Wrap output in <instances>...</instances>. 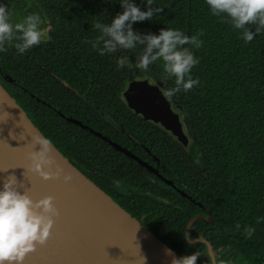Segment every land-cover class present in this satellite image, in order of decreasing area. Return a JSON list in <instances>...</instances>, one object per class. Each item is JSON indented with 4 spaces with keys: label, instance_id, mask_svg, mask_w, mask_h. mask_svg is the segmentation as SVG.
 <instances>
[{
    "label": "trees",
    "instance_id": "16d2710c",
    "mask_svg": "<svg viewBox=\"0 0 264 264\" xmlns=\"http://www.w3.org/2000/svg\"><path fill=\"white\" fill-rule=\"evenodd\" d=\"M29 1L32 8L26 14L38 12L49 22L51 40L24 54L8 45L7 51L0 53L1 65L8 75L42 100L46 85L56 83L58 88H53L50 99L54 104L62 85L52 74L90 93L97 91L98 83H106L105 78L121 80L122 69L117 70L116 59L122 51L101 56L90 43L99 35L93 27L96 22L110 23L123 11L120 0ZM135 2L145 10L141 0ZM19 3L22 8L26 5L24 0ZM153 7L163 10L152 21L133 24L134 30L157 33L164 27L178 28L189 36L202 33L199 39L203 42L199 49H192L199 63L191 75L199 79V84L187 93L175 95L193 139L191 156L200 157L201 165L186 162L180 155H166L167 163L178 173L180 187L211 213L212 222L198 228V232L208 231L211 246L227 247L247 264H264V219L257 223V218L264 217V32L244 43L239 30L211 15L204 0H153ZM254 27L250 26V30ZM123 51L134 60L140 49ZM153 67L165 75L159 63ZM83 77V81H77ZM167 83L174 86L172 79ZM7 90L68 159L79 158L92 167L97 164L105 173L108 162L98 154L100 145H106L104 141L92 135V142L83 141L73 136L75 132L53 127L51 123L59 119L47 113L41 102L15 86L8 85ZM64 91L70 93L68 89ZM101 95L97 94L96 99L105 97V93ZM115 101L121 106L118 99ZM88 125L96 128L95 122ZM158 149L163 152L162 147ZM158 149H154L157 155ZM90 159L92 163L88 164ZM132 165L140 167L135 162ZM95 183L101 185L98 180ZM144 190L152 194H135L126 204L111 197L180 256L190 255L188 249L194 246L188 248L185 232L188 222L202 213L201 208L179 195L166 197L151 188ZM202 223L198 220L196 226ZM246 227L255 229L251 237H247Z\"/></svg>",
    "mask_w": 264,
    "mask_h": 264
},
{
    "label": "water",
    "instance_id": "95a60500",
    "mask_svg": "<svg viewBox=\"0 0 264 264\" xmlns=\"http://www.w3.org/2000/svg\"><path fill=\"white\" fill-rule=\"evenodd\" d=\"M0 74L6 81L43 103L36 94L6 75L1 67ZM161 87H163L162 83L153 79L132 82L124 101L132 110L141 113L146 120L163 132L174 139H179L180 144L187 145L192 137L184 121L186 115L174 107L173 99L169 100L161 94ZM57 113L65 120L87 128L163 178L157 170L141 158L108 137L95 132L81 122L65 117L58 111ZM0 120H2L0 121V185L7 177L15 176L19 190L25 192L34 201L46 196L53 197L58 213L53 218L54 223L46 242L37 245L34 251L26 254L23 264H171L173 256L180 257L79 170L42 133L1 82ZM37 135L50 141L49 155L55 162L53 166L44 170L55 172L58 165L63 169V173L58 178L45 180L39 174L30 171L29 153L39 150V145L33 148L31 140ZM64 175H70L71 180L65 182ZM174 187L184 198L205 210L203 204L178 186ZM200 217L204 218L200 215L190 220L187 225V235L195 220ZM208 245L209 253L213 258V248L210 244ZM166 249H171V256L166 255Z\"/></svg>",
    "mask_w": 264,
    "mask_h": 264
},
{
    "label": "clouds",
    "instance_id": "9594fccd",
    "mask_svg": "<svg viewBox=\"0 0 264 264\" xmlns=\"http://www.w3.org/2000/svg\"><path fill=\"white\" fill-rule=\"evenodd\" d=\"M145 10L136 4L135 0H120L122 12L112 17L110 23L96 22L94 29L99 32L95 40L90 41L99 55H111L118 51L134 50L140 52L134 62L128 55H120L116 59L117 70L125 67H135L141 72L157 63L162 66V81L172 79L173 87H161V94L172 99L181 91L187 93L199 84L198 78H193L191 70L199 63L192 49H199L202 41L199 35H187L178 28L164 27L157 33H141L133 29V24L152 21L155 14L163 9L153 7V0H141ZM211 15L221 21L230 23L234 30H239L244 43H249L264 32V0H204ZM48 21L38 12H31L19 22L12 21V10L9 3L0 0V53L7 51L8 45H13L19 54H24L43 40H47ZM255 26L250 30V26ZM14 42V43H13ZM2 121V120H0ZM33 148L39 145L38 151H31L30 171L48 180L58 178L63 169L56 165L55 172L44 169L54 165L49 155L50 141L40 135L32 138ZM65 182L71 180L70 175H64ZM57 210L53 197L46 196L33 200L17 187L15 176L7 177L0 185V264H23L24 257L35 250L37 245L46 242L50 235ZM264 217L257 218V223ZM247 237H251L255 229H244ZM171 256V249L165 250ZM199 252L190 255L172 257L171 264H196ZM219 264H227L220 260Z\"/></svg>",
    "mask_w": 264,
    "mask_h": 264
},
{
    "label": "flooded vegetation",
    "instance_id": "af4514ba",
    "mask_svg": "<svg viewBox=\"0 0 264 264\" xmlns=\"http://www.w3.org/2000/svg\"><path fill=\"white\" fill-rule=\"evenodd\" d=\"M24 1L26 2V5L22 8V4L19 3V0H12V2L16 5L15 17H13L12 12V18L16 22H19V20L26 16L27 10L32 8L31 1ZM20 11H23L24 14L22 15ZM44 26L49 27V31L47 33L48 39L41 42L46 44L51 40V36L49 34L51 27L49 26V22ZM50 46L51 44H48L46 47L50 48ZM132 61L134 62V60ZM0 67L3 72L8 75L4 71L1 62ZM42 68L47 72H50V70L46 67L42 66ZM121 73L123 74L121 80L116 78L115 81H112L111 78H105L106 83H98L95 85L97 87V91L93 93H90V91H84V87L81 85L72 86L67 80H64L56 74H52L56 81L61 83V85L65 89H68L70 93L67 94L61 86V91L57 94L59 99L57 100V104H54L50 102L51 91H53L54 87L58 88V86H54L56 83L46 85L42 104L47 108V113L50 111L59 119L58 121H53L51 124L53 127H58V129L63 128L69 133L75 132L73 136L79 137L83 141L86 139L88 142H92V137L90 136L92 135L105 142V146L100 145L101 152H105V154L101 152L98 153L105 161L108 162L105 173L101 172L103 168L97 164L92 167L86 163H81L79 158L77 159L73 157L69 158V160L73 161L77 168L88 178H92L91 180L94 182H97V180L100 181L101 185L98 183L96 184H98V186L100 185V188L102 186L105 192L110 194V196L123 201V204H126V201L131 200L135 194H152L144 190L145 187L149 189L151 188L154 192H161L166 197H174L177 195L183 197L174 187L178 186L181 188L179 185L180 177L178 173L171 170L169 164L167 163V158L180 155V157L186 162L194 161L197 165H201L200 157L193 158L191 156L190 147L193 143V139L187 145H182L179 143V139H174L168 134H165V132H163L165 135H161L159 133H162L160 128L146 120L141 113L132 110L124 101L125 94L128 92L129 85L132 82H143L148 79H153L162 83L163 87H169V84L167 83V80L162 81V75L158 74L153 65L150 66L146 72H134V70L129 69V67H125L121 70ZM83 80L84 77L78 79L77 81L81 82ZM0 82L6 89L8 85L15 86L6 81L1 74ZM100 92L101 94L105 93V97L102 99H96L97 94L101 95ZM107 98H110V100ZM115 99H118L121 106L115 101ZM172 99L174 100V107L178 111L184 112V109L179 107L176 97L174 96ZM57 111L65 117L81 122L83 125L95 132L108 137L122 148L129 150L135 156L141 158L152 168L157 170L163 178L152 173L123 151L114 148L108 141L89 131L87 128H84L82 125L60 117ZM48 115L49 114H47V121L50 122ZM184 121L186 122L187 130L190 135L187 117H184ZM64 122L67 124H64ZM93 122L96 123V128L100 129H96L88 125ZM83 130L86 132H83ZM156 140H158V142H156ZM177 146L180 149H178ZM160 147L163 148V152L158 149ZM154 149H158L157 153L161 157L154 152ZM91 151L95 150L91 148ZM81 158L84 157L81 156ZM133 162L137 163L140 167L133 166ZM87 163L91 164L92 159L87 160ZM167 181L171 182L174 186L167 184ZM137 184H140L144 189ZM182 190L187 193L184 189ZM160 200L169 203L166 199L160 198ZM200 208L202 213L197 216L202 215L204 218L200 217L195 220L188 235L187 228L185 232V238L189 245L188 248L190 246H194V248L191 247L188 249L189 253L192 254L193 252H199V258L196 264H219L220 260L227 261V264H247L239 260L236 257L235 252L231 251L227 247L214 249L212 246L214 257H211L208 245L210 244L208 240V231L203 229L201 232H198L199 227L208 225L212 222L211 213L205 207V210L202 207ZM198 220H201L203 223L196 226Z\"/></svg>",
    "mask_w": 264,
    "mask_h": 264
},
{
    "label": "rangeland",
    "instance_id": "374dc122",
    "mask_svg": "<svg viewBox=\"0 0 264 264\" xmlns=\"http://www.w3.org/2000/svg\"><path fill=\"white\" fill-rule=\"evenodd\" d=\"M4 2L5 3H9V6H10L12 12H13V17H15L14 15L16 13V11H15L16 10V5L12 2V0H4ZM122 54L125 55V51H122ZM129 69L134 70V72L140 71V70L136 69L134 66L129 68Z\"/></svg>",
    "mask_w": 264,
    "mask_h": 264
}]
</instances>
